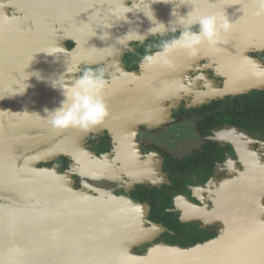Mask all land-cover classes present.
Segmentation results:
<instances>
[{"label": "water", "instance_id": "obj_1", "mask_svg": "<svg viewBox=\"0 0 264 264\" xmlns=\"http://www.w3.org/2000/svg\"><path fill=\"white\" fill-rule=\"evenodd\" d=\"M51 1L0 0V264H264V170L249 174L233 199L222 203L224 229L216 239L191 248L159 245L138 255L135 249L154 234L140 207L114 195L96 197L78 190L71 176L55 167H41L68 154L80 163L90 133L120 128L112 115L116 101L112 92L105 94L109 116L87 133L53 129L44 118V109L56 107L62 99L51 80L62 74L61 61L70 56L51 23H61L69 38L78 31L66 27L65 21L63 25ZM130 1L123 0L124 5ZM181 2L161 0L151 7L166 24L176 19L173 9L180 16L193 9L202 15L226 14L234 27L221 34L217 54L226 55L221 48H228L224 41L233 31L244 34L245 49L264 48V17L255 15L254 0H200L191 6ZM85 3L82 11L79 8L90 17L84 20L88 23L84 38L101 39L109 32L107 40L116 39L130 28L145 33L151 26L143 13H128L132 24L113 20L112 10L122 0ZM97 12L104 15V22L92 26ZM177 54L181 50L171 57ZM163 84L152 89L141 85L145 94L154 96L171 86ZM124 94L119 102H135L131 92Z\"/></svg>", "mask_w": 264, "mask_h": 264}, {"label": "flooded vegetation", "instance_id": "obj_2", "mask_svg": "<svg viewBox=\"0 0 264 264\" xmlns=\"http://www.w3.org/2000/svg\"><path fill=\"white\" fill-rule=\"evenodd\" d=\"M85 1H51L63 25L65 21L66 27L78 30L69 38L61 23H51L70 54L59 71L80 62L81 68L106 69V93L112 92L117 101L111 104L112 115L120 128L90 133L80 163L68 154L41 167L71 176L78 190L96 197L110 192L140 207L154 234L135 249L138 255L159 245L191 248L216 239L224 229L222 203L233 199L249 174L264 170V79L253 75V64L264 67V48L245 49L248 40L233 31L224 41L228 48H221L226 55L205 44L196 56L181 50L166 70L141 69L145 45L167 37L149 35L143 45L133 41L117 48L109 47L115 38H84V20L90 17L79 8L83 10ZM101 20L104 15L97 12L91 25L100 26ZM160 82L171 86L154 96L143 91L141 84L152 89ZM127 91L135 102H119ZM173 126L176 133L169 129ZM187 131L195 141L185 139ZM166 135L176 142V150L160 142L163 137L169 141Z\"/></svg>", "mask_w": 264, "mask_h": 264}, {"label": "clouds", "instance_id": "obj_3", "mask_svg": "<svg viewBox=\"0 0 264 264\" xmlns=\"http://www.w3.org/2000/svg\"><path fill=\"white\" fill-rule=\"evenodd\" d=\"M157 2L161 0H131V3L125 6L122 0L120 7L112 10L115 21L132 24L133 21L127 14L143 13L151 26L145 33H141L138 27L130 28L124 35L116 37L115 44L109 47L117 48L116 45L124 46L133 41L143 45L149 34L153 38L167 37L145 45V52L139 60L141 69L171 66L170 58L177 50L186 51L189 56H196L201 46L205 44L216 47L222 42L221 34L230 32L234 27V22L226 14L202 15L195 9L189 11L186 16L178 15L173 9L171 15L176 19L166 24L157 19L151 7ZM162 2L170 3L172 0H162ZM254 3L257 6L255 15L264 17V0H254ZM112 26L111 23L107 28ZM106 33L100 38L109 39L110 33ZM80 63L71 67L67 65L64 73L51 80L52 87L59 91L62 97L56 107L44 109V118L49 121L53 129L73 128L87 133L109 116L105 93L110 87V80L106 76V69L91 66L81 68ZM253 69L256 78L264 79V67L253 64ZM33 75L40 78L39 73Z\"/></svg>", "mask_w": 264, "mask_h": 264}, {"label": "rangeland", "instance_id": "obj_4", "mask_svg": "<svg viewBox=\"0 0 264 264\" xmlns=\"http://www.w3.org/2000/svg\"><path fill=\"white\" fill-rule=\"evenodd\" d=\"M170 129V131H172V132H174V133H176L177 132V130H178V128H177V126H173V127H170L169 128ZM167 136V135H166ZM168 137V136H167ZM185 139H189L190 141H195L196 140V138H195V136H194V134L192 133V132H186L185 133ZM168 139H169V141L168 140H166V137H163V139H161L160 140V142H163L164 144H165V146H166V149H172V150H176L177 148V144H176V142H172L171 141V139H170V137H168ZM109 185L110 184H108V186L107 187H109ZM111 186V185H110ZM106 194H110V195H112L110 192H105V193H103V195H106Z\"/></svg>", "mask_w": 264, "mask_h": 264}]
</instances>
